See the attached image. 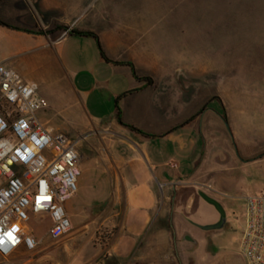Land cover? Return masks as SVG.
I'll return each instance as SVG.
<instances>
[{
    "label": "crops",
    "instance_id": "0c3cea01",
    "mask_svg": "<svg viewBox=\"0 0 264 264\" xmlns=\"http://www.w3.org/2000/svg\"><path fill=\"white\" fill-rule=\"evenodd\" d=\"M162 3H0V18L11 26L0 25V64L38 85L48 101L38 111L39 119L61 132L62 120L68 121L65 127L77 141L79 155L77 191L64 206L71 230L52 241L47 229L42 236L33 229L42 240L36 264H214L215 256L194 234L190 209L199 192L205 198V191L227 195L218 186V172L255 171L258 166L252 164L264 154L246 157L263 149V139L238 133L243 124L236 119L234 101L227 121L221 95H201L190 75L186 83L175 81L179 57L187 56V50L170 45L175 36ZM8 4L19 21L6 18ZM72 29L98 38L70 34ZM100 49L108 59L124 63L106 62ZM133 71L151 78L152 84L137 80ZM80 72L85 79L77 84ZM130 91L118 104L121 123L116 98ZM53 101L67 110L64 117ZM210 101L221 103L222 113L207 109ZM255 107L248 113L249 122L253 130L264 131V118H258ZM207 111L228 122L227 141L205 133ZM219 145L216 157L212 148ZM72 199L76 202L70 205Z\"/></svg>",
    "mask_w": 264,
    "mask_h": 264
},
{
    "label": "rangeland",
    "instance_id": "374dc122",
    "mask_svg": "<svg viewBox=\"0 0 264 264\" xmlns=\"http://www.w3.org/2000/svg\"><path fill=\"white\" fill-rule=\"evenodd\" d=\"M162 8L175 36L170 45L187 50V56L183 53L179 57L175 81L186 83L190 75L194 79L189 81L201 89V95L212 98L216 94L221 95L226 104L223 109L227 121L232 117L230 107L234 101L236 119L240 125L243 124L238 133L246 139H263L264 146V131L253 130L248 118L255 105L258 118H264V0H163ZM14 10L8 4L4 11L9 21H19ZM82 78L85 79L80 72L77 84ZM87 78L89 76H86V81ZM38 94L41 95L39 90ZM57 102L53 101L52 107H58L59 114L64 117L67 110ZM206 108L222 113L219 102L210 101ZM66 124L68 121L62 120L63 132L72 139ZM205 124L206 134L228 140V122H221L207 111ZM219 148L220 145L212 148L216 157L220 153ZM260 153L264 154V147L258 153L247 154L246 159H255ZM261 160L252 164L258 167L249 174L248 171L247 174L218 172V186L227 195L205 191L206 198L215 196V199L209 198L214 201L210 202L199 192L190 209L194 234L205 242L207 252L215 256L214 264H247L240 252L245 198L264 193V155ZM70 202L71 205L76 199ZM48 226L50 222L37 219L31 222L30 227L42 236ZM25 255L21 251L17 257Z\"/></svg>",
    "mask_w": 264,
    "mask_h": 264
},
{
    "label": "built area",
    "instance_id": "2783aa9c",
    "mask_svg": "<svg viewBox=\"0 0 264 264\" xmlns=\"http://www.w3.org/2000/svg\"><path fill=\"white\" fill-rule=\"evenodd\" d=\"M47 103L36 83L0 64V264H36L33 220H49L52 241L72 227L64 206L77 191V141L42 124ZM240 250L247 264H264V193L245 198Z\"/></svg>",
    "mask_w": 264,
    "mask_h": 264
},
{
    "label": "trees",
    "instance_id": "16d2710c",
    "mask_svg": "<svg viewBox=\"0 0 264 264\" xmlns=\"http://www.w3.org/2000/svg\"><path fill=\"white\" fill-rule=\"evenodd\" d=\"M1 2H2V0H0V3H1ZM0 25L5 26V27H10V28H11V26L8 25V24H6V23H4L3 20H2L1 18H0ZM63 28H64V30L67 29L66 26H64V25H60V26H59V29H63ZM69 32H70V34H77V35H81V36H84V37H93V38H95V39L98 38L96 34H94V33H92V32H85L84 30L72 29V30H70ZM100 51H101V55H102V57L104 58V60H105L106 62H111V63H114V64H121V63H124L123 61H112V60L108 59V58L105 56V54H104V52L102 51V49H100ZM128 65L131 66V63H129ZM131 67H132V66H131ZM132 70H133V69H132ZM133 74H134V76H135V78H136L137 80H139V81H145L146 84H148V85H151V84H152V79H151V78H149V77H145V76H138V75L135 73V71H133ZM131 92H132V91H130V92H126V93H122L121 95H119V96L116 98V104H115V107H116V116H117V120H118L119 122H121V123H122V120H121V113H120V109H119V107H118V104H119V101L121 100V98L125 97L126 95H128V94L131 93ZM125 127H127L130 131L138 132V133H142L144 136H149V135L143 133V131H141V130L137 129L136 127H134V126H131V125H125Z\"/></svg>",
    "mask_w": 264,
    "mask_h": 264
},
{
    "label": "water",
    "instance_id": "95a60500",
    "mask_svg": "<svg viewBox=\"0 0 264 264\" xmlns=\"http://www.w3.org/2000/svg\"><path fill=\"white\" fill-rule=\"evenodd\" d=\"M206 199H208V201H210V202H214L213 200H211V199H209V198H206Z\"/></svg>",
    "mask_w": 264,
    "mask_h": 264
},
{
    "label": "snow or ice",
    "instance_id": "6c2138e0",
    "mask_svg": "<svg viewBox=\"0 0 264 264\" xmlns=\"http://www.w3.org/2000/svg\"><path fill=\"white\" fill-rule=\"evenodd\" d=\"M10 235V234H9Z\"/></svg>",
    "mask_w": 264,
    "mask_h": 264
}]
</instances>
